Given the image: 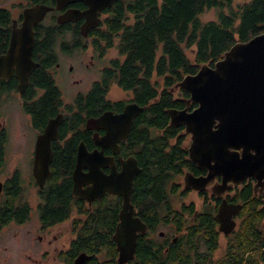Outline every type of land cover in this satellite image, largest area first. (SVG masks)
<instances>
[{
	"label": "trees",
	"instance_id": "16d2710c",
	"mask_svg": "<svg viewBox=\"0 0 264 264\" xmlns=\"http://www.w3.org/2000/svg\"><path fill=\"white\" fill-rule=\"evenodd\" d=\"M54 4V0H27L26 6ZM211 9L217 11L215 19L201 21L200 16ZM101 17L98 27L92 31L91 46L101 56L112 49L118 56L110 61L102 82L78 97L74 105H65L59 89L44 73V68L54 60L50 56L45 65L42 63L33 72L29 88L21 97L23 111L41 131L48 119L75 108L77 112L68 124L77 128L82 119L85 122V117H96L105 111L117 112L126 103H112L107 99L112 84L129 91L133 96L131 101L145 110L134 121L121 148L129 151L142 169L133 181L131 204L151 231L149 238L138 237L135 258L127 264H264V209L257 205L250 186L236 192L239 197L227 198L234 203L238 198L250 203L242 208V221L236 233L224 237V253L217 259L214 254L220 233L215 228V205L205 204L198 211L192 203L174 209L172 196L186 193L179 192L175 179L185 172L197 175L198 168L188 159L189 135L183 125L171 126L168 116L170 109L197 107L193 102L187 105L188 92L177 88L185 76L196 74L202 65L212 67L233 45L246 43L264 32V0H115ZM12 20V11L0 8V52L7 46ZM63 29H50L41 34L42 50L53 45V36L57 33L60 36ZM15 88V82L5 86L9 91ZM38 90L40 96L33 99ZM68 129L66 126L60 131L62 136ZM80 138L74 134L65 149L53 153L50 190H38L43 200L38 208L40 222L43 227H49L64 221L74 207L76 216L94 217L75 228L70 250L58 258L71 264L74 256L84 253L90 257L85 264H117L112 234L118 222L119 200H104L92 208L78 200L74 207L72 204V184L66 179V172L71 170V159ZM1 151L0 168L4 164ZM10 195L9 211L2 214L1 222L9 219L22 224L28 220L30 208L15 181L11 183ZM19 198L24 203L17 201ZM160 226L171 227L173 236H177L175 244L167 246L163 244L167 239L154 237ZM103 248L106 249L104 261L100 259Z\"/></svg>",
	"mask_w": 264,
	"mask_h": 264
},
{
	"label": "water",
	"instance_id": "95a60500",
	"mask_svg": "<svg viewBox=\"0 0 264 264\" xmlns=\"http://www.w3.org/2000/svg\"><path fill=\"white\" fill-rule=\"evenodd\" d=\"M54 7L35 5L22 10L21 26L12 21L9 48L0 55V81L16 72L19 94H23L28 78L37 64L32 61L34 46L33 28L48 12L62 10L70 5L82 4L85 9L71 8L57 18L59 24L75 23L81 19V33L86 36L100 23V15L111 8L115 0H54ZM189 94L186 104L196 108L170 109L171 126L183 125L189 135L188 159L199 168H205V177H195L185 172V190L202 191L216 177L214 195L220 197L231 185L238 186L247 178L256 180L255 186L264 184V32L246 43H236L212 67L202 65L196 74L185 76L177 85ZM145 107L132 102L124 105L120 113L105 111L90 124L94 130H104L103 136L93 137L94 149L88 152L83 143L77 148L73 173L72 194L89 204L105 193L121 197L122 204L115 226L113 240L118 253L117 264H127L135 258L137 237L147 231L146 225L136 215L131 204L133 179L142 169L134 157L120 159L119 172L113 168L108 175L102 168L111 164L104 150L120 152L119 144L126 141L134 120ZM62 121L58 115L50 119L37 137L33 160V177L43 188L49 177L51 142L57 138ZM83 168L87 172H83ZM86 186V188H83ZM1 187V185H0ZM239 205H229L222 199L214 219L218 232L227 236L234 229L232 216ZM163 233H160L162 236ZM90 257L79 254L74 264H84Z\"/></svg>",
	"mask_w": 264,
	"mask_h": 264
},
{
	"label": "flooded vegetation",
	"instance_id": "af4514ba",
	"mask_svg": "<svg viewBox=\"0 0 264 264\" xmlns=\"http://www.w3.org/2000/svg\"><path fill=\"white\" fill-rule=\"evenodd\" d=\"M76 5H78V4H76ZM76 5L67 6L66 8H64V9H62L60 11L59 10H53L51 12H48L45 15V17L43 18V20L41 22H39L33 28L34 46H33V50H32L31 59H32L33 62H35V64H37V67L30 74V76L28 78V81H27V85H26L25 90L29 88L30 79H31V77L33 75V72L35 70H37V69H40L43 66L42 63L45 65L47 60H49L50 56L52 58H54V60H53L52 64H50V65H48V66H46L44 68V73L51 77V79L53 80V83H54V85L56 87H57L56 80H55L56 72H57V77H58V75L60 74V71H64L66 69V64L65 63L63 64L62 62H60L58 60V57H57L58 54L63 56L65 59H72V55L75 54V53L90 54L89 55V60L87 61V63H84V59L80 60L81 64L84 66V69L89 70V71H90L91 68H93V69L95 68L97 60H100L101 58L106 56L107 53L102 55L103 57H101L100 54H98L97 52H95L93 50V47L91 46V39H92L91 37H92V31L93 30L90 31L86 36H84L81 33V26H82V24L84 22V19H81V20H79V21H77L75 23H65V24H59L58 23L57 18L60 15H62L65 11H67V10H69L71 8L80 9V10H84L85 9V7L78 8V7H76ZM32 6H35V5H32ZM32 6H27V7H32ZM54 6H55V4L53 6H47V7H54ZM27 7H24V8H27ZM22 10H21V14L18 16V19L17 20H15V19L12 20V21H17L18 27L21 26ZM101 15H100V20H101ZM59 28H64L62 30V34L60 36L58 35V33L55 34L53 36V39H55L54 44L49 46V47H45V50H42L41 42H42L43 38H42L41 34L47 33L50 29L58 31ZM10 31H11V28H10ZM9 39H10V33H9V37H8V41H7V46H6L5 49H3L0 52V55L5 54L6 51L8 50V48H9ZM57 48H58V50H57ZM65 62H68V61H65ZM109 64H110V62H109ZM67 69H68L69 75L72 77L76 70L74 69V67L72 65H69L67 67ZM84 69H83L84 72H88V71H85ZM106 69H109V65L106 66V67L98 69V71H97L98 72V79H95V80L92 81L91 87L89 88V90L87 92H85L86 90L84 92H78L76 94L75 98L72 101H70V102L65 101L64 98H63V95H62L61 100L63 101V103L65 105H68V104L74 105L73 102L78 97L88 94L92 90L94 84L102 82L103 75H104V72H105ZM14 82L16 83V88L14 90H12V91L11 90L10 91L9 90H5V86L6 85H14ZM72 83L74 85H80L82 83V81H81V79L80 80L77 79V80H74ZM3 84H5V85H3ZM25 90H24V92H25ZM24 92H23V94H24ZM6 93L7 94L8 93L9 94H13L14 97L15 96L18 97L20 99V101H21V97H22L23 94H19L18 81L16 79L15 70L12 71V73H11V75H10V77L8 79H1V81H0V100H2V97ZM60 93H61V91H60ZM40 94H41V92L39 90L37 92H35V97L33 99L38 98L40 96ZM128 103H132V101L131 100L127 101L124 105H126ZM124 105L121 107V109L119 111H117V112H115V111L113 112L112 111V112L113 113H120L122 111ZM76 112H77V109H75V108L71 109L69 112H67L66 110H63V112L57 113L54 117L50 118V119H53V118H55L58 115L62 116L61 124H60V126L58 127V130H57V138H56V140L51 142L52 157H53V153L54 152L56 153L59 150L61 151V150L65 149V146H66L67 142L70 141L71 137L74 134H79L81 136V138L79 139L80 141L78 142V145L80 143H83V145L85 146V148L87 149L88 152H91L94 149H99V148H97V146H95L93 137L103 136L105 134V131L101 130V129L100 130H94L92 128L90 122H91L92 119H95L96 117H98L101 113L98 116H96V117H92V118L88 117V119L85 117V119H84L85 122L83 123V119H82L81 120L82 121L81 124L77 128L70 127L68 122L74 117V114ZM23 113H25V112L23 111ZM25 115H26V117H28V124H29V121H30L29 125L31 126V129H33L34 133H35L34 139H33V143H32L33 148L29 149L28 143H27V149H26V152H25V154H28L29 158H30V163H29L30 175L27 178V181H25L24 178L19 173V170H17V169L13 170L12 169V171L6 172L5 174L0 176V185H1V187H0V231L10 227L13 224L19 225V226H24L25 223L27 222V221H25L22 224H18L16 222H9V219L6 222H4L6 224H4L3 221L1 222L2 214L4 213V215H5L9 211V209L7 207H9V205H10L11 183L15 181L16 184H18L21 187V190L24 193V199L27 198V197L25 198V192L29 191L28 189L33 188L36 191L37 201L35 202V208H33V206L30 205V202H29V208H30V211L32 209V212L34 214V211H35V209L37 207L38 220H37V218L35 216H31V218L30 219L28 218V220H33V219L37 220V223H38L37 231L38 232L36 233V238L38 239V241L41 244L43 243V244H45L48 247H52L51 248L52 252H54L56 260L57 261L60 260V264H66V263L63 262V260H61L62 258L59 259L57 257L60 254L65 253L67 250H70V247H71L72 243L75 240L74 239L75 238V236H74L75 228L76 227H81V226L85 225L87 221L95 219L94 217H90V216H76L75 215V210H74L75 209L74 204H75L76 200L84 203V205H86L87 207L92 208L93 206H95L98 203H101L104 200H110L111 201V200L117 199L120 202V208H121L122 199H121V197L115 196L113 194L105 193L102 196V198H100L98 200L97 199L93 200L91 202V204H89L87 201H81V200L78 199V197L73 196L72 187H71L70 196H71L72 204H73L74 208L72 210V214L70 215V217L67 218L66 220L58 222V223H56V224H54L52 226L43 227L41 222H40L39 209H38L39 205L43 203V200L39 197L38 190H42V191L50 190V187H51L50 179H51V175H52V171H51L52 157H51V161L49 163V177L46 179L43 188L40 189L38 187V185L36 184V181H35V179L33 177V160H34V155H35V146H36L37 137L43 133L44 129L41 130V131H38L33 126L32 122H31V118L26 113H25ZM50 119H48V121ZM133 124H134V122H133ZM133 124H132V126H133ZM66 126H68L69 129H68L67 132H65L64 136H62L60 131L63 128H65ZM132 126H131V128H132ZM6 131H7V128L5 127V124L0 122V146H1L0 149H2L1 152L3 154V159H4V164H3L2 168H0V173L3 171V169L5 168V165H6L5 144H6L7 139H8ZM123 143H125V141L121 142L119 144L120 152L118 154H114L111 149H105L104 150V156L105 157H112L113 158V161L111 162V164H109V165H107V166L102 168V172L105 175H108L112 168L114 170H116L117 172L120 171V169H121V162H120L121 160L120 159H126V158H129V157H133V156L130 155L129 151H122L121 144H123ZM78 145H77V148H78ZM77 148H76V150H75V152L73 154V157L71 159V165H72L71 170L66 172V175H67L66 179H68L71 182L72 186H73V178L72 177H73V173H74L75 166H76ZM138 166H139V164H138ZM197 168H198V174L197 175H193L192 174L193 176H195V177H205L207 175L208 172H207V170L205 168H199V167H197ZM83 172L86 173L87 169L83 168ZM138 176H136L135 178H137ZM134 179H133V181H134ZM220 182H221V177H216L202 191L185 190L184 189V185L182 187L183 189H181V187L179 186V190H181V192H183V190H184V191H186V193L196 192L203 199V202L207 201V198H210L212 196L215 199V201H212L211 198H210L211 199L210 201L213 202L212 205H215L214 207H216V212H217V208H218V206L220 204V201L222 199H224L227 202V204H229V205H239L240 209L238 210V212L235 215L232 216V221L235 224L233 231L229 234V235H232V233H236V231L239 228L238 226L240 225V223L242 221V215H240V213L242 211L243 206H247L246 204L250 203V201H244V200L238 198L236 203H234V202L228 201L227 198L231 199L232 197H239V195L236 192H240V190L242 188L250 186L251 191H252V195L255 196L257 198V200H258V201H256L257 205H259L260 207L263 208L264 207V184L260 185V186H255L256 185V180L254 178H247L238 186L231 185L230 188H228V190H226L220 197H216L214 195V192H215L214 187H215L216 184H218ZM35 185H36V187H35ZM83 188H86V186H83ZM132 190H133V185H132ZM131 194H132V192H131ZM21 199L19 198L17 201H19L20 203H24V199H22V200ZM25 201H27V200H25ZM207 204H209V203H207ZM188 205H184V207H187ZM216 212H215V214H216ZM215 214H214V216H215ZM143 223L146 225L147 231H146V233L144 235H138V237H143V238L147 237V238H149L151 230L149 231V228H148L147 224L145 222H143ZM218 226L219 225H218V223L215 220V228H216L217 232H218ZM56 231L58 232V234H62L64 236H66V238H67V241L64 244L61 245V248H57L56 247V245H58L57 236L54 235V234H51V233H54ZM160 233L161 232L158 233V236H159V238L161 240H166L167 239L165 242H163L164 245L168 246L169 244H175L177 242V236H173L171 238H166L165 234L163 236H160ZM39 234H42V236L39 235ZM229 235H227V236H229ZM43 236H45V237L50 236V238L47 239L46 242H44V237ZM227 236L223 235V237H227ZM138 237H137V239H138ZM103 249L104 250H102L101 254H100V259L104 261L105 255H106L105 254L106 249L105 248H103ZM28 258H30V257H28ZM75 259H76V257L74 256L73 260L71 261V264H74V260ZM38 264H47V263H38ZM50 264H53V263H50ZM96 264H98V263H96ZM100 264H102V263H100Z\"/></svg>",
	"mask_w": 264,
	"mask_h": 264
},
{
	"label": "rangeland",
	"instance_id": "374dc122",
	"mask_svg": "<svg viewBox=\"0 0 264 264\" xmlns=\"http://www.w3.org/2000/svg\"><path fill=\"white\" fill-rule=\"evenodd\" d=\"M18 5H22L21 8L27 7V0H0V8L11 10L13 19L15 20L18 19L22 10L21 8L14 7ZM216 13V9L206 10L200 16V20L203 22L214 20ZM89 55L90 54L75 53L72 55V59H65L60 54L57 55L58 60L63 64H66V69L64 71H60L58 77L56 72V85L61 91L64 100L67 102L72 101L78 92H84L85 90V92H87L91 87L92 81L98 79V69L108 66L111 60L118 57L115 50H109L106 56H101L103 58L96 61L95 68H91L89 71L84 69V66L80 62L81 59H84V63H87ZM188 56L191 57L189 54ZM69 65H72L76 70L72 77L68 73L67 67ZM83 69L88 72H84ZM77 79H81L82 83L80 85H74L72 83ZM132 97V93L129 91H122L116 86V84H112L110 86L107 94V99L113 103L127 102L130 101ZM0 122L5 124L8 137L5 144L6 165L0 173V176L6 172L12 171V169H17L24 180L27 181V178L30 175V158L28 154H25V152L27 149V143L29 149L33 148L32 143L35 133L29 125L30 121L28 124V117H26L25 113H23L20 99L16 96L14 97L13 94L6 93L2 97V100H0ZM189 142L190 140L188 138L186 144L189 145ZM175 182L179 184L181 189H183V175L176 178ZM28 190L29 191L25 192V198L27 197L25 200H27L28 203L30 202V205L35 208V202L37 201L36 191L33 188ZM179 192H181V190H179ZM210 200V198H207V201L203 202V199L196 192L185 193L183 196L176 193L172 196L174 209H178L181 205H188L192 203L198 211L201 210L207 203L213 204ZM262 209H264V207ZM31 216H35L38 220L37 207L34 214L31 209L29 219ZM37 220H27L24 226L13 224L0 231V264H60V260L57 261L54 252H52V247H48L43 243L41 244L36 238V233L38 232ZM159 232L164 233L168 238L173 236V231L170 226H160L154 237H156ZM51 234L56 235L58 238V245H56L57 248H61V245L67 241L66 236L58 234L57 231ZM39 235L42 236V234ZM43 237L44 242L50 238V236ZM225 245L226 239L222 234H219V245L214 254V259L220 258V256L224 253Z\"/></svg>",
	"mask_w": 264,
	"mask_h": 264
}]
</instances>
